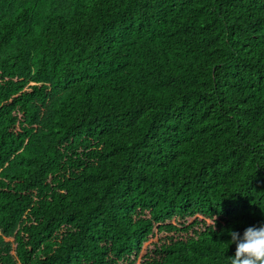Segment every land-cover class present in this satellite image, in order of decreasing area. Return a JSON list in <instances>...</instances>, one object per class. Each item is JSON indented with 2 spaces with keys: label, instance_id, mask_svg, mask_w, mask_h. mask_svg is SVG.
<instances>
[{
  "label": "trees",
  "instance_id": "trees-1",
  "mask_svg": "<svg viewBox=\"0 0 264 264\" xmlns=\"http://www.w3.org/2000/svg\"><path fill=\"white\" fill-rule=\"evenodd\" d=\"M264 224V0H0V264H230Z\"/></svg>",
  "mask_w": 264,
  "mask_h": 264
},
{
  "label": "clouds",
  "instance_id": "clouds-1",
  "mask_svg": "<svg viewBox=\"0 0 264 264\" xmlns=\"http://www.w3.org/2000/svg\"><path fill=\"white\" fill-rule=\"evenodd\" d=\"M230 244L235 245V253L230 256V264H264V224L249 226L241 235L231 230Z\"/></svg>",
  "mask_w": 264,
  "mask_h": 264
}]
</instances>
